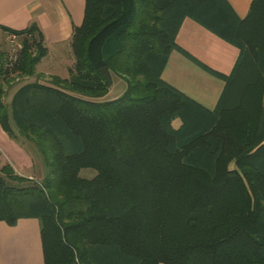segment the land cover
I'll use <instances>...</instances> for the list:
<instances>
[{"label":"trees","instance_id":"obj_1","mask_svg":"<svg viewBox=\"0 0 264 264\" xmlns=\"http://www.w3.org/2000/svg\"><path fill=\"white\" fill-rule=\"evenodd\" d=\"M229 9L86 0L69 76L26 82L9 103L48 48L34 22L6 29L22 47L14 60L0 51V123L47 170L35 180L1 167L0 220L39 218L45 264H264V0L231 23ZM188 15L240 49L213 110L162 77ZM111 73L127 87L99 100Z\"/></svg>","mask_w":264,"mask_h":264},{"label":"crops","instance_id":"obj_2","mask_svg":"<svg viewBox=\"0 0 264 264\" xmlns=\"http://www.w3.org/2000/svg\"><path fill=\"white\" fill-rule=\"evenodd\" d=\"M226 1L233 14L230 23L235 17H245L252 2ZM85 5L86 0H0V44L10 35L6 29L20 30L34 22L45 36L48 54L52 49L59 51L70 44L74 27L82 23ZM213 26L208 19L186 16L176 35L177 46L162 71L164 80L209 110L216 107L224 91L222 75L232 72L240 54L239 47ZM111 78L108 93L99 100H110L106 97L116 88L120 95L125 91V80L115 73ZM180 124L179 118L174 120L175 126ZM0 150L18 172L28 173L35 164L33 153L10 137L1 123ZM0 264H45L39 218L22 217L13 225L0 220Z\"/></svg>","mask_w":264,"mask_h":264},{"label":"rangeland","instance_id":"obj_3","mask_svg":"<svg viewBox=\"0 0 264 264\" xmlns=\"http://www.w3.org/2000/svg\"><path fill=\"white\" fill-rule=\"evenodd\" d=\"M19 41L20 40L18 37L14 38L9 35L8 38L0 44V51L4 50L10 55L15 54L17 49L19 48ZM51 51L52 52H50V54H48L47 52L49 56L47 54L46 55L48 57H46L45 55V58L43 60L41 59L40 62L37 64L35 75L15 77L12 82V87L8 90L7 94L5 95V101L7 103L11 101L15 91L26 82L35 81L37 79H39L40 81L47 82L51 80L52 75H59L61 77L69 76V70L71 67H73L75 61L71 41L70 44L61 46L59 48V51H55V49H52ZM120 78L123 79L122 77ZM118 96H120V91L118 90V88H116L115 90L111 91V93L106 97V99H114ZM24 145L33 153L35 157V164L33 168L29 170L28 173L18 172L13 167L15 173L19 175H25L35 180H41L46 173V166L40 154L31 142L26 141L24 142ZM6 163L10 162L6 159V157L0 150V169ZM231 166L233 167L234 164L232 163ZM81 174L90 177L94 175V170L91 168H83L81 170Z\"/></svg>","mask_w":264,"mask_h":264},{"label":"built area","instance_id":"obj_4","mask_svg":"<svg viewBox=\"0 0 264 264\" xmlns=\"http://www.w3.org/2000/svg\"><path fill=\"white\" fill-rule=\"evenodd\" d=\"M10 36H12L14 38H17L18 37L16 34H10ZM19 40H20V38H19ZM18 45H19V48L17 49V51L22 47L21 40L19 41V44ZM17 51H16L15 54L10 55V59H13L14 60V59L17 58Z\"/></svg>","mask_w":264,"mask_h":264}]
</instances>
